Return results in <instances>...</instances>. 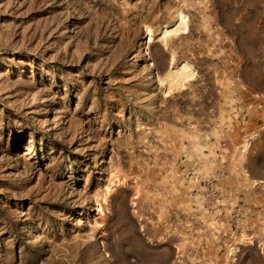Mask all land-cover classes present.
Segmentation results:
<instances>
[{
  "label": "rangeland",
  "instance_id": "rangeland-1",
  "mask_svg": "<svg viewBox=\"0 0 264 264\" xmlns=\"http://www.w3.org/2000/svg\"><path fill=\"white\" fill-rule=\"evenodd\" d=\"M0 264H264V0H0Z\"/></svg>",
  "mask_w": 264,
  "mask_h": 264
},
{
  "label": "bare ground",
  "instance_id": "bare-ground-1",
  "mask_svg": "<svg viewBox=\"0 0 264 264\" xmlns=\"http://www.w3.org/2000/svg\"><path fill=\"white\" fill-rule=\"evenodd\" d=\"M179 19H180L181 26L185 28V16L180 15ZM193 74H194L193 70L187 63H182L180 66H178L175 69L168 68L167 73H166L168 90L174 86H182L183 82L191 78Z\"/></svg>",
  "mask_w": 264,
  "mask_h": 264
}]
</instances>
